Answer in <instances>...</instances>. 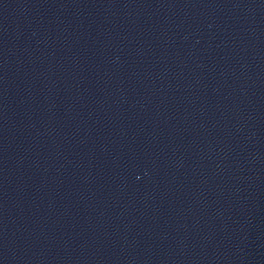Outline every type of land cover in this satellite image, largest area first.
I'll return each mask as SVG.
<instances>
[{"label":"water","instance_id":"1","mask_svg":"<svg viewBox=\"0 0 264 264\" xmlns=\"http://www.w3.org/2000/svg\"><path fill=\"white\" fill-rule=\"evenodd\" d=\"M0 264H264V0H0Z\"/></svg>","mask_w":264,"mask_h":264}]
</instances>
